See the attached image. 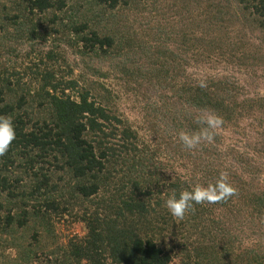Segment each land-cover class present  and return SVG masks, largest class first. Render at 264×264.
Returning <instances> with one entry per match:
<instances>
[{
  "label": "rangeland",
  "instance_id": "1",
  "mask_svg": "<svg viewBox=\"0 0 264 264\" xmlns=\"http://www.w3.org/2000/svg\"><path fill=\"white\" fill-rule=\"evenodd\" d=\"M62 1L63 10L57 2L40 12L27 0H0L1 89L13 90L14 104L24 94L20 89L30 92L17 112L27 114L26 121H47L55 132V112L43 89L50 76L51 83H61L59 97L86 94L105 109L114 135L110 146L126 153L116 125L128 129L134 143L124 159L105 164L99 192L90 197L73 193L64 177L46 200L13 198L11 192L20 195L35 181L0 157V178L8 187L0 186V227L9 215L16 223L28 218L23 227L0 233V264H75L68 247L86 238L84 216L108 215L99 198L116 195V185L129 179L151 191V224L141 222L143 238L170 255L171 264H246L261 257L264 14L249 0ZM68 85L74 89L63 91ZM209 117L219 123L209 127ZM205 131L211 140L192 150L179 140L181 132ZM221 174L234 195L196 204L183 219L168 213L167 195L178 194L168 180L185 191L214 185Z\"/></svg>",
  "mask_w": 264,
  "mask_h": 264
},
{
  "label": "trees",
  "instance_id": "2",
  "mask_svg": "<svg viewBox=\"0 0 264 264\" xmlns=\"http://www.w3.org/2000/svg\"><path fill=\"white\" fill-rule=\"evenodd\" d=\"M245 2L246 0H241ZM251 8L257 10L259 14H264V0H249ZM32 10L40 12L51 10L57 6L58 10H63L65 2L62 0H27ZM114 5L118 0H113ZM56 5V6H55ZM113 5V6H114ZM250 8V7H249ZM77 30V28H73ZM85 40V39H84ZM50 76L44 77L45 84L43 89L46 93L45 99L55 112L53 120L56 131L53 132L51 124L47 121L39 122L29 117L27 114H20L17 110H23L28 102L25 100L30 96V92H25L16 104L13 103L12 89H1L0 86V115H9L13 118L16 138L9 147V150L2 156L3 159L12 161L18 170L31 175L34 179L33 189L25 187L22 193L11 192L13 198L18 196L28 197L39 195L46 200L47 195L55 190H60L61 181L64 177L69 178L68 188L73 193L82 197H90L99 192V179L105 169V164L112 159H124L127 156L134 141H129L132 134L128 129H119L116 125V139L122 138V147L126 151L114 149L110 146L107 139L114 136L109 132L110 127L106 126L109 122V116L103 107L98 106L94 101H90L86 94L79 96V99H73L70 95L59 97L56 93L59 90V84L51 83ZM72 82V81H71ZM70 83L69 85H72ZM64 87L63 91L73 87ZM19 89V88H18ZM47 89H52L50 93ZM74 89V88H73ZM7 90V91H6ZM29 116V115H28ZM116 121L118 119L116 118ZM32 124L33 129H29L27 124ZM119 124L121 122L119 121ZM109 125V124H108ZM102 135V137L97 136ZM120 142V143H121ZM120 145V144H118ZM133 149V148H132ZM135 151V150H133ZM126 161L122 163L125 164ZM55 164V165H54ZM56 169V175L51 170V166ZM131 170L128 161L125 164ZM62 174L61 177L57 175ZM146 174V171L143 172ZM6 179L0 178L1 189H7ZM170 189L175 188L178 194L182 189L177 183L168 180ZM127 186V187H126ZM133 187L134 190H131ZM129 188L130 192H126ZM14 189H18L15 187ZM144 187L138 181L129 179L128 182H120L116 185V195L109 199L99 198V204L107 205L108 215L102 213L86 214L84 223L88 230L86 238L82 241H71L68 247L69 256L75 264H171L172 258L154 241L143 238L145 230L141 222L151 224V213L153 209L147 203L151 191L144 192ZM71 192V194H72ZM177 194V193H176ZM169 196V194L167 195ZM3 206V205H0ZM39 207L38 214L41 213ZM58 208V207H56ZM56 210V209H55ZM28 215V212H24ZM28 218L19 220L17 223L14 217L9 215L6 218L5 225L0 227V233L8 234L14 230L15 226L23 227ZM129 220H137L140 225L130 224ZM145 220V221H144ZM255 260L246 264H264V254ZM186 264V263H185Z\"/></svg>",
  "mask_w": 264,
  "mask_h": 264
},
{
  "label": "clouds",
  "instance_id": "3",
  "mask_svg": "<svg viewBox=\"0 0 264 264\" xmlns=\"http://www.w3.org/2000/svg\"><path fill=\"white\" fill-rule=\"evenodd\" d=\"M214 123H219V120L209 117L207 120L209 127L214 126ZM15 138L16 131L13 118L9 115H0V156L4 155L9 150ZM202 139L211 140V135L206 131L191 136L184 132L179 133L180 142L188 150L196 148ZM234 193L235 189L227 183L226 175L221 174L214 185L209 184L207 187L195 185L190 190L182 191L179 194L173 191V193L166 198L164 206L171 216L177 219H183L185 214L190 211L194 205L217 203L234 195Z\"/></svg>",
  "mask_w": 264,
  "mask_h": 264
}]
</instances>
